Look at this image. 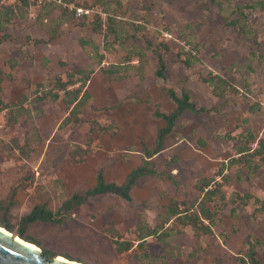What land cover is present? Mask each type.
Instances as JSON below:
<instances>
[{
    "label": "rangeland",
    "instance_id": "obj_1",
    "mask_svg": "<svg viewBox=\"0 0 264 264\" xmlns=\"http://www.w3.org/2000/svg\"><path fill=\"white\" fill-rule=\"evenodd\" d=\"M257 1L29 0L22 5L0 0L16 10L0 28V221H8L13 232L22 229L50 256L85 264H242L246 236L258 240L256 255L264 264V164L252 169L256 155L225 168V180L217 173L221 163L238 156L241 132L251 130L257 140L264 136V7ZM93 44L103 54L100 66L123 64L118 71L125 78L97 71L86 85L89 96L77 121H65L71 108L65 99L71 96L53 88L52 79L66 80L68 71L90 64L98 70ZM153 45L165 60L163 78L154 73ZM132 46L146 53L140 78L138 60L128 54ZM190 50L195 60L186 67ZM209 76L226 80L217 89L221 96L201 81ZM74 78L68 89L79 85ZM166 88L186 89L209 111H185L177 119L153 157L158 174L137 180L132 202L94 196L60 222L22 221L35 204L55 211L72 193L91 187L98 168L107 181L121 182L143 159L133 130L139 129L150 147L161 120L155 108L174 107ZM53 92L57 99H36ZM100 125L109 129L101 131ZM82 149L88 153L81 157ZM202 177L214 178L224 194L217 192L208 203L217 214L211 234L175 226L162 216L172 199L180 209L194 210L201 196L195 183ZM245 193L252 197L239 200ZM155 225L162 231L138 240ZM116 240H130L132 246L120 255Z\"/></svg>",
    "mask_w": 264,
    "mask_h": 264
},
{
    "label": "trees",
    "instance_id": "obj_2",
    "mask_svg": "<svg viewBox=\"0 0 264 264\" xmlns=\"http://www.w3.org/2000/svg\"><path fill=\"white\" fill-rule=\"evenodd\" d=\"M20 4L27 5L29 0H19ZM257 3L264 7V1L258 0ZM106 11V10H104ZM240 14L243 15L242 11ZM16 10L14 6L3 5L0 4V28L9 23L10 20L15 17ZM109 19V27L107 29L111 30L110 22L112 18ZM232 23H237V18L232 20ZM100 24H96L94 28H98ZM117 35V34H115ZM122 45V42H120ZM162 46L167 48L165 43H161ZM152 51L156 56V68L154 73L156 76L163 78L165 75V60L162 52L159 50L157 45H153ZM191 50L183 59V63L186 67H190L191 63L195 60L194 57H191ZM129 56H135L138 60V65L132 66L135 67L137 71V75L142 77V70L144 62H146V53L141 48H136L132 46L128 48ZM103 58V54L99 52L96 45L93 44V54H92V62H94L97 66H99L100 71L107 75L108 77L121 78L122 74L118 71L119 68H123V64H114L110 63L106 67L100 66ZM91 62V63H92ZM95 71V68L92 64L87 65L82 68H78L75 70H70L66 74V80H62L59 77L52 79L53 88L57 90H63L65 96L70 95L71 97L65 99L66 102L71 104V108L69 110V117L65 118V121L71 120L74 117L73 121H77V114L80 112L81 105L85 102L86 98L89 96L86 85L90 79L91 74ZM120 73V74H119ZM79 79V85L76 88L68 89L69 85H74L76 83V78ZM201 81L207 85L213 86V94L216 96H221V92L217 91L226 83V80L220 76H209L208 78L202 77ZM41 85V84H39ZM167 96L173 101L174 107L171 111L166 112L160 110L158 107L155 108L153 114L154 116L161 119L162 124L157 127L154 141L150 147L145 144L142 147L143 159L141 163L135 167H133L128 173L125 175L124 180L121 183H117L115 181H107L103 174V169L98 168L95 174V182L94 184L85 189L82 192H74L67 199H65L60 206L55 210H50L46 204H35L30 211L22 218L24 223L33 222L36 220L41 221H49V222H60L65 214L69 213L74 208L78 207L83 202L87 201L90 197L100 196V195H114L117 197H121L127 202H132L133 197L131 195V190L135 186L137 180L146 175L158 174V170L156 168L155 161L153 157L156 153H158L162 147L165 140V137L172 131L177 119L185 112L190 111L193 113H202L209 111V108H206L202 105H198L195 101L190 98V94L186 89H181L179 93H177L173 88H166ZM46 97H50L51 99H57V92L53 93H43L40 96H36L37 100H43ZM255 106H251L250 109L253 110ZM256 108V107H255ZM109 126L100 125L101 131L108 130ZM92 129V128H91ZM256 136L253 134L251 130L243 131L239 134V139L236 140L235 144V152L238 156H232L228 162H223L218 167V175L225 180L227 175L223 173L225 168H229L231 165H236L239 163L245 164L253 159L254 156H258V162L252 166V169L259 167L261 164H264V136L260 137L257 140V147H252L250 144L255 142ZM198 141L203 143L201 138H198ZM81 157L86 155L88 152L86 149H82ZM249 166L250 163L248 164ZM239 171L236 172V176L239 178L241 175ZM220 183L215 182L214 178L202 177L197 179L195 183V189L200 192V203L194 209L191 210V206L187 208L180 209L178 207L177 200H170L169 203L165 207V211L162 216L165 217L166 221L172 220L173 224L178 227H183L186 225L191 226L193 230L196 232H200L203 234H211L212 226L215 223L217 214L215 211L208 205L214 199V195L218 192L220 197H224L223 192L220 190ZM15 190L14 188L11 190L10 197L14 196ZM252 195L245 193L244 196H239V200H246V198H250ZM256 199V198H255ZM235 208H232V212L234 213ZM206 221V222H205ZM0 226L5 227L12 231V226L6 220L0 221ZM161 225H155L153 227H148L145 231L140 232L138 240L143 239L146 236L158 234L162 231ZM13 232V231H12ZM25 238L29 241H34V239L27 237L24 235L23 230L19 229L16 232H13ZM245 243L247 244V249L245 254H243L239 260L242 264H261L256 255L255 245L258 243L256 238H252L251 236H246ZM132 244L130 240H122L115 241L114 249L117 253L121 254L124 251H127L131 248ZM136 255L133 256V259L136 260Z\"/></svg>",
    "mask_w": 264,
    "mask_h": 264
},
{
    "label": "water",
    "instance_id": "obj_3",
    "mask_svg": "<svg viewBox=\"0 0 264 264\" xmlns=\"http://www.w3.org/2000/svg\"><path fill=\"white\" fill-rule=\"evenodd\" d=\"M0 264H85L62 255L50 256L34 241L0 226Z\"/></svg>",
    "mask_w": 264,
    "mask_h": 264
},
{
    "label": "crops",
    "instance_id": "obj_4",
    "mask_svg": "<svg viewBox=\"0 0 264 264\" xmlns=\"http://www.w3.org/2000/svg\"><path fill=\"white\" fill-rule=\"evenodd\" d=\"M97 71H100L99 69L98 70H95L92 74H91V77H90V79H92L94 76H96L97 74ZM100 73L102 74V75H105V74H103L101 71H100ZM106 77H108L107 75H105ZM138 77L140 78V76L138 75ZM108 78H111V77H108ZM125 77H121V78H116V79H119V80H122V79H124ZM89 79V80H90ZM135 81V80H134ZM136 82V81H135ZM88 84V83H87ZM126 84V83H125ZM87 88H88V86H87ZM174 104V103H173ZM137 106H133V111H135ZM138 109H140V108H138ZM170 110H167V112H169ZM162 124V121L160 120V123L158 124V127L160 126ZM139 125V124H138ZM140 128H142L141 130H143V129H145L144 128V126H139ZM146 127V126H145ZM156 129H157V126L156 127H154L153 128V134H152V136H154L155 137V134H156ZM133 133L136 135L135 137H138V139L140 140V144H141V150H142V147H143V145L145 144L146 145V142H145V140H144V138H142V136H140L139 135V129H137V130H133ZM135 166H137V165H135ZM135 166H133V167H135ZM133 167H131L130 169H129V171L133 168ZM127 173H128V171H127ZM126 173V174H127ZM125 174V175H126ZM125 175H124V177H123V179H122V181L124 180V178H125ZM121 181V182H122ZM121 182H117V183H121ZM121 255V254H120Z\"/></svg>",
    "mask_w": 264,
    "mask_h": 264
},
{
    "label": "built area",
    "instance_id": "obj_5",
    "mask_svg": "<svg viewBox=\"0 0 264 264\" xmlns=\"http://www.w3.org/2000/svg\"><path fill=\"white\" fill-rule=\"evenodd\" d=\"M37 2H42V1H45V0H35ZM49 1V0H48ZM54 1H58L60 2L61 0H54ZM76 11H77V14H81V12L83 11L81 8H76ZM84 12H87V11H84Z\"/></svg>",
    "mask_w": 264,
    "mask_h": 264
}]
</instances>
